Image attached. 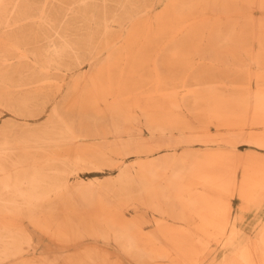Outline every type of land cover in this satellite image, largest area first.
<instances>
[{
    "label": "bare ground",
    "instance_id": "bare-ground-1",
    "mask_svg": "<svg viewBox=\"0 0 264 264\" xmlns=\"http://www.w3.org/2000/svg\"><path fill=\"white\" fill-rule=\"evenodd\" d=\"M76 69L0 119V264H264V0H0V104Z\"/></svg>",
    "mask_w": 264,
    "mask_h": 264
},
{
    "label": "rangeland",
    "instance_id": "rangeland-1",
    "mask_svg": "<svg viewBox=\"0 0 264 264\" xmlns=\"http://www.w3.org/2000/svg\"><path fill=\"white\" fill-rule=\"evenodd\" d=\"M166 2V1H165ZM163 8V4H156L154 7V13H157L159 11H161ZM260 16V14H257L256 17L258 18ZM238 22H243V20H240ZM77 25H80L79 23ZM41 44L43 45V42H41ZM196 63L199 61L198 57H201L200 55H196ZM206 60L202 61V63H213L212 65H207L209 69V73L211 75H213V73L215 72V76L218 77H226V75H233L235 74V70L232 68V66H228L227 68H224L222 70H220L219 72H216L218 69L216 67H214V60L211 54H207L206 55ZM225 59V58H224ZM226 61L223 62V64H225ZM231 62L228 64L230 65ZM216 68V71H215ZM86 70V68L84 69ZM78 70H73L72 72H55L53 73L51 76L53 79H58V80H62L63 81V88L61 91L58 90L57 87H52L50 88L48 91L49 92V96L48 97H42L37 103L36 106L31 108L30 111H25L23 113H21L19 111V109L17 107H10L9 105H2L0 104V119H1V124H3L4 122H13L19 125H25V124H31L33 126H39L41 124H43L46 119L49 117V114L52 112V109L54 106L56 105H61L64 101H65V93H66V89L69 83H71V81L74 78L75 72H77ZM175 73V72H173ZM200 73V72H198ZM196 74H191L190 75V79H188V81L192 82V77L197 75ZM174 75V74H173ZM176 75H182V72H177ZM188 74L186 75L187 78ZM184 78V77H181ZM187 81V79H186ZM12 108L16 111H13ZM32 113L35 115V118L30 117L29 113ZM148 137V135L146 136ZM241 151L243 154H246L249 152V147L246 145H241ZM111 168H105V173L104 174H94V173H90V177L91 178H95V177H99L102 180H107L109 179V176L115 177L117 175V172H111L110 171ZM242 206V203L239 200L235 201V207L236 210L238 211ZM135 214L134 212L132 213V215ZM144 219H149V215L145 212L142 213ZM264 215V209L259 211L258 213H254V212H247L245 213V232L246 234H251L254 230H253V225L256 223V220L260 217H262ZM146 217V218H145ZM30 231L32 232V234L35 237V244H36V256L38 257H47L48 255H51L55 250V246L54 244L51 242V240L42 232L38 231L37 229H35L33 226L30 225ZM92 245V244H91ZM90 246V245H89ZM99 246L102 249H107V250H112V251H117V248L114 246H111V244H106V243H101L99 242Z\"/></svg>",
    "mask_w": 264,
    "mask_h": 264
}]
</instances>
